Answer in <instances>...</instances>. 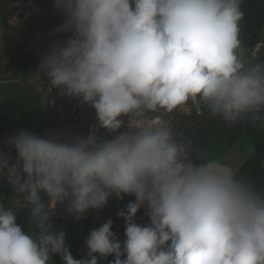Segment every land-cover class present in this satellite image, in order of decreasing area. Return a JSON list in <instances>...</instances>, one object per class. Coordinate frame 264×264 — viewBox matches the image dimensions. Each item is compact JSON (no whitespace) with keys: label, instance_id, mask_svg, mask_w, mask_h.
<instances>
[{"label":"clouds","instance_id":"obj_1","mask_svg":"<svg viewBox=\"0 0 264 264\" xmlns=\"http://www.w3.org/2000/svg\"><path fill=\"white\" fill-rule=\"evenodd\" d=\"M241 4L54 0L63 23L37 72L51 92L94 109L97 124L86 137L20 129L6 138L0 184L14 196L0 202V264H53V255L62 264H264V190L163 118L194 109L264 128V58L241 38ZM113 195L134 197L117 212L124 239L108 218L74 258L54 209L79 220ZM25 210L27 231L17 223Z\"/></svg>","mask_w":264,"mask_h":264},{"label":"rangeland","instance_id":"obj_2","mask_svg":"<svg viewBox=\"0 0 264 264\" xmlns=\"http://www.w3.org/2000/svg\"><path fill=\"white\" fill-rule=\"evenodd\" d=\"M258 9H264V0H259ZM13 14H18L21 18L22 22L18 27H13L7 22ZM62 23L63 15L55 10L54 0L2 1L0 7V150H7L6 138L14 135L17 127H23L21 120L19 122L12 120L10 112L14 114L22 113L23 110L28 113L34 112L37 117L36 125L40 127H36L37 130L51 129L82 137H86L90 127L97 124L95 111L90 106L76 100H69L61 95L60 89H53L51 92L42 74L40 76L37 72L42 58L32 64H26V53L30 52L34 55L33 57L40 58L47 43L53 38L49 33ZM241 38L247 46L243 31ZM248 48L258 54L259 43ZM258 55L264 58V54ZM179 113L184 112L176 110L163 118L168 120L177 132L191 139L194 148L206 150L210 156L236 166L239 173L249 167L256 156V140L252 135L244 129L218 123L216 119L219 117H211L207 111L195 115L191 111L190 115L185 116H180ZM33 118L31 116V120ZM160 118V114H157L152 119ZM103 131L97 128L96 134L101 135ZM12 155L14 157L15 153L13 152ZM248 180L252 181L258 189L264 190V160L260 167L248 177ZM5 185L0 184V202L9 205L13 196H8L2 191ZM133 199L134 197L131 196L117 199L113 195L109 199L108 207L98 213L89 210L79 220L67 210L60 211L56 207L53 211V224L56 230L67 233L66 244L73 257L80 259L86 254L84 241L89 232L98 228L108 218L113 221L112 231L121 241L124 239L125 224L122 218L117 217V212ZM26 216V210L17 214V223L25 231L28 230ZM135 222L141 225L148 222L144 209L137 212ZM112 259L113 257L109 256L100 264H108V261ZM52 261L53 264H62L58 255H53Z\"/></svg>","mask_w":264,"mask_h":264},{"label":"trees","instance_id":"obj_3","mask_svg":"<svg viewBox=\"0 0 264 264\" xmlns=\"http://www.w3.org/2000/svg\"><path fill=\"white\" fill-rule=\"evenodd\" d=\"M2 1L0 0V7L2 6ZM259 0H242V10L244 12V18L242 21V31H243V37L246 41V44L248 47H254L256 44L259 43V50L258 54L263 55L264 54V9H258ZM26 64H32L35 61H38L42 58V55L40 58L33 57L34 55L30 52L26 53ZM263 58V57H262ZM23 66V65H22ZM10 112V111H8ZM193 114L195 115V110H192ZM12 115V120H15L19 122L21 120V124H23V127H17L16 131L18 129H23L25 131H28L34 135L39 133L38 136H44V134L50 130L42 129L37 130L36 127H39L36 125L37 117L34 112H26L23 110L22 113L14 114L10 112ZM157 114H153L152 118L155 117ZM180 116L187 115L186 113H179ZM31 116L33 120H31ZM216 121L220 124H223L224 122L221 121L219 118L216 119ZM236 128L244 129L248 134L252 135L253 138L256 140V156L255 158L250 162L249 167L244 168L239 174L241 177L248 179V177L255 172L261 165L262 161L264 160V128L259 127H252L247 124H236L232 125ZM40 128V127H39ZM2 191H4L8 196H14V193L12 192L11 188L7 185L2 187ZM57 208L60 211H65L66 208L60 205H57Z\"/></svg>","mask_w":264,"mask_h":264}]
</instances>
